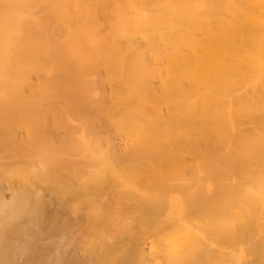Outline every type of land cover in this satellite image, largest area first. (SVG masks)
I'll return each instance as SVG.
<instances>
[{
	"label": "bare ground",
	"instance_id": "1",
	"mask_svg": "<svg viewBox=\"0 0 264 264\" xmlns=\"http://www.w3.org/2000/svg\"><path fill=\"white\" fill-rule=\"evenodd\" d=\"M107 2L117 10L111 36L123 47L110 42L107 49L105 42L103 49L95 43L93 50L73 53L74 67L64 65L59 56L70 53L65 41L95 34L102 26L99 9ZM257 29L264 31V0H141L139 6L137 0H0V264H264V38L254 39ZM204 31L208 38L199 39ZM247 32L251 39H243ZM249 40L256 41L255 51L233 48ZM162 46L172 53L162 56ZM44 55L61 59L60 78L52 59L55 65L45 69L56 79L45 69V79L40 76ZM160 61L168 65L165 72L158 68ZM107 68L125 71L123 91L114 72L109 74L115 80L109 79L117 82L115 88L120 84L116 90L121 87L114 91L115 101H134L127 123L135 138L103 136V127L93 122L81 144H97L95 153L84 154L80 144L61 138L51 146L54 150L48 149L53 159L26 155L35 150L36 128L63 127L60 116L55 117L69 104L60 99V88L70 80L83 88L101 84L107 79L98 71ZM101 85L99 91H108ZM170 92L187 101L177 114L158 106ZM74 109L70 114L75 117ZM67 115L60 118L65 123L70 122ZM21 126L26 138L12 131ZM232 135L242 141L240 150L233 143L239 151L228 147ZM205 146L208 158L200 161ZM236 167L256 174L247 175V181L243 176L235 198L224 202L216 197L224 185L215 194L199 193L200 172L230 176ZM180 169L191 173L190 183L178 181ZM110 185L126 190L117 192ZM57 191L70 198H59ZM181 192L186 193L183 199L176 196ZM128 201L142 204L129 227L125 212L135 205ZM167 207L176 220L168 221ZM149 223L181 230L174 240L145 244L138 238Z\"/></svg>",
	"mask_w": 264,
	"mask_h": 264
},
{
	"label": "rangeland",
	"instance_id": "2",
	"mask_svg": "<svg viewBox=\"0 0 264 264\" xmlns=\"http://www.w3.org/2000/svg\"><path fill=\"white\" fill-rule=\"evenodd\" d=\"M120 1H122V0H120ZM148 1V0H147ZM140 2H141V0H137V6H139V4H140ZM103 6L104 5H106V6H101L100 7V9L101 10H104V12L103 11H101L100 9H99V12H98V16H99V20H100V22L102 23V26L100 27L99 25V28L98 27H94L95 28V30H94V32H95V34H87V33H85V35L84 36H82V37H80V38H78V39H72V38H70V39H68L67 41H65V43L64 44H66L67 45V47H68V49H69V51H70V53H67V54H64L63 56H59L60 58L58 59V60H56L55 59V61H54V59H52V58H50L49 56H47V55H44V56H42L41 58H40V60H41V65H42V69L41 70H39V74H40V76L42 77V78H44L45 79V75L46 76H48L49 77V75H48V72H46V69H45V66L47 67V68H49V67H51V66H53V65H55V69H57V68H61V66L63 65L62 63L64 62V65H67V66H70L69 65V62H70V64H73L74 63V59H75V57H74V55H73V53H78V52H80V51H82V52H85V51H89L91 48L90 47H92V49L91 50H93V49H95V48H97V47H100V45H101V47L103 48V44L105 43V42H107L106 43V45L105 46H107V45H110V44H112V43H114L113 45L115 46L116 44H117V47L119 46L120 48H122L123 47V42L120 40V39H114V37H112L111 35V33H112V30H113V28H114V26H115V24H114V19H115V17H117V10H116V8L115 7H113L112 5H111V2H107L106 4H102ZM108 6V7H107ZM109 6H111V7H109ZM106 8V9H105ZM113 11V12H112ZM255 12V13H254ZM103 13V14H102ZM252 14H256V11L254 10V11H252ZM104 20V21H103ZM103 22H104V25L106 26V28H107V30H106V28H105V26L103 25ZM100 23V24H101ZM80 25H82V23L80 24ZM79 25V26H80ZM85 27H86V25H84ZM88 27V26H87ZM256 31V30H255ZM251 32H253V30L252 31H250V33ZM256 32H259L258 34H259V36L257 37L256 35L254 36V39H256V38H264V31H260V30H258L257 29V31ZM248 33L249 32H247L245 35H244V37H243V39H251L250 37H251V35H248ZM97 36V37H96ZM261 36V37H260ZM208 38V36L205 34V31L203 32V34H201V36L199 37V39H207ZM89 39V40H88ZM253 39V38H252ZM85 40V41H84ZM107 40V41H106ZM115 41V42H114ZM119 41V42H118ZM110 42H112V43H110ZM256 41H254V40H249V41H246L244 44H242V45H234L233 46V48L237 51L238 49L240 50V52H253V51H255L256 49H257V45H256V43H255ZM72 43V44H71ZM96 43V44H95ZM98 43H100L99 44V46H98ZM93 44H95V45H97V47H94L95 45H93ZM113 45H111V46H113ZM190 45L191 44H189V42L188 43H186V45L183 47V51L184 52H188V50H189V48H190ZM90 48V49H88V48ZM237 47V48H236ZM252 47H253V49H252ZM255 47V48H254ZM105 48V47H104ZM103 48V49H104ZM107 49H108V46L106 47ZM171 47H164V46H162L161 48H160V52H163L162 53V56H164L165 57V55H168V54H171L172 53V49H170ZM246 48V49H245ZM165 51V52H164ZM170 52V53H169ZM111 55V54H110ZM49 58V61H47L48 60V58ZM64 57V58H63ZM44 59V61H42ZM50 59H52V61L55 63H53ZM69 59V60H68ZM59 60H61V62H59ZM68 60V61H67ZM164 60H165V58H164ZM72 62V63H71ZM50 63H52V64H50ZM58 63H61V65L59 64V65H57ZM166 63V61H164V63H161V61H160V66H159V64L157 63V67L159 68V69H161L163 72H165V70L167 69V66L168 65H166L165 64ZM43 64H45V65H43ZM165 64V65H164ZM75 66V63L72 65V67H74ZM162 67V68H161ZM57 69L58 71H57V73L55 74V76H56V78L58 77V78H60L61 77V75H63L61 72V69ZM43 69H45L44 71H43ZM120 69V68H119ZM119 69H112L113 71H110V69H108L107 68V70L106 71H103V69H100L99 71H98V74H101V76H102V73L104 74L102 77L101 76H99V77H101V78H105V79H107L106 81H103L102 79H101V84L103 83V85L106 87L107 86V88H108V91L107 90H102V91H99V90H101L102 89V85L100 84V82H96V84H93V85H90L89 87H87V88H83V86L82 85H79V83H75L73 80H70V82L67 84V85H65V86H63V87H61L60 89H61V91L59 90L58 91V94H60V92H62L60 95V99L62 100V102H64L65 103V101H66V103H67V105L69 106V109H68V115L66 114V112H65V115H67L66 116V119L69 121L70 120V122H67L66 121V119H65V121L67 122V123H65L63 120V117H65V115H62L64 112L63 111H65L66 109H67V107L68 106H66L65 107V110H63L61 113H58L57 115H56V117H55V119L57 120V117L58 116H60V118H62V119H60V118H58L59 120H60V123H61V125H63V127H60V125L58 126V124L55 126V127H51V128H47V127H44V128H36V137H38V140L36 141V143H35V150H33V152L31 151V149L30 150H28V151H26L25 152V154L27 155H29V154H31V153H34L37 157H41V158H43V159H53L54 158V156H55V154H52L51 152H53L52 150H48V149H53V148H55L54 147V145H58L59 144V142H60V139L61 138H63L64 140H71V142H72V144L74 145V144H76V145H78V144H80L79 145V150L80 151H82L84 154H89V153H95V152H97V144H95V143H93V142H88V143H86V144H81V141H82V139H83V137H85V135H87L88 136V134H87V132H86V129L91 125V123H96L97 122V124L98 125H100V126H102L103 128L104 127H106V128H102L101 130H102V132H104V133H107V134H104L103 133V136H106V135H109V136H111V137H115V138H120L121 137V135H125V136H127V138L128 139H134L135 137H133V133L129 130V126H128V123H127V120H128V114H127V111L133 106V103H134V101L132 100V99H129V98H125V100H124V98L123 99H120V98H118V99H116V101H115V96H113L118 90H121L119 87H118V90H116L117 89V86L118 85H120V84H117V85H115L116 86V88L112 85V84H115V83H117V82H119V83H121V85L120 86H122V83L125 81V79H126V76H124L123 75V72H124V74H125V71H123V70H121V73H120V70ZM168 69H169V67H168ZM45 72V75H44V73L43 72ZM101 71V72H100ZM118 71V72H117ZM109 72H114V77H116V75H117V77L118 76H121L120 78H117L116 77V81L117 82H114V81H112V80H115V78L114 77H112L113 76V73H110V74H112V76L109 74ZM42 73V74H41ZM47 73V74H46ZM60 73H61V75H60ZM107 75H106V74ZM97 74V75H98ZM60 75V76H59ZM76 75H78V74H76ZM88 75V74H87ZM97 75H96V77H97ZM106 75V76H105ZM126 75V74H125ZM44 76V77H43ZM52 76H54V74L52 75L51 74V76L49 77L50 79H56V78H51ZM70 76H71V74H69V75H67V77H69L70 78ZM110 76V77H109ZM163 76H164V74H163ZM47 77V78H48ZM95 77V79L96 80H98L99 78H96ZM46 78V79H47ZM72 78V77H71ZM73 78H76V76L74 75L73 76ZM109 78H111L112 80H110ZM124 78V79H123ZM34 79V80H33ZM112 81V83L109 85V86H111L112 87V89L113 88H115V89H110V87L107 85V83H110V81ZM152 80H154V85H155V87H158L159 86V84L157 83L158 81L156 80V79H152ZM32 81L34 82V81H36V77H34V78H32ZM71 81H72V83H71ZM98 81H100V79L98 80ZM171 81H174V79H172ZM255 81V78H251V83H253ZM73 84V85H72ZM101 85V87H100V85ZM106 84V85H105ZM69 86H70V90H68L67 91V89H69ZM104 86H103V88H104ZM76 89V91H77V93L74 91L73 92V90H75ZM82 89V90H81ZM116 90V92H114ZM121 91H123V86H122V90ZM65 92L67 93L66 95L68 96H66L65 95ZM69 92H70V94H69ZM71 92L72 93H74V94H71ZM98 92V93H97ZM103 92V93H102ZM119 92V91H118ZM63 93H64V95H65V97H67V98H70V95H71V100L69 99L68 101L66 100L67 98H64L63 97V99H62V95H63ZM79 93H80V95H79ZM82 93V94H81ZM105 93V94H104ZM75 94H76V96H80L79 98L78 97H76L75 96ZM85 94V95H84ZM84 95V96H83ZM74 96L77 98H74ZM97 99L98 97V99L97 100H95V98ZM104 96H106V97H104ZM171 96V97H170ZM86 97H87V99H86ZM74 98V99H73ZM76 99V100H75ZM99 99H101L100 101H99ZM129 99V100H128ZM74 101V104H72V102ZM113 101H114V103H115V105L114 106H111L112 104H110V103H113ZM123 101V102H122ZM161 101V100H160ZM69 102V103H68ZM84 102H85V104H84ZM95 102V103H94ZM132 102V104H130ZM94 103V104H93ZM187 103V101H186V99H183V98H181L179 95H177V94H175V93H172V92H170V94L169 95H167V96H165V97H163L162 98V101L161 102H159V105L158 106H161L162 107V109H163V113L165 112V107H167V109H168V111H169V113L170 114H177V110H179L180 109V107L182 106V105H184V104H186ZM128 104V105H127ZM88 105L90 106V107H88ZM72 106V107H71ZM177 106V107H176ZM179 106V107H178ZM77 107V111H78V108H79V110L80 111H78V113L80 114V112L81 111H83L84 112V109H85V112L88 110V113H86V115L85 116H83V112H82V115L80 116L79 114V116L77 115V111H76V113H75V117H76V119L75 120H73L75 117H74V115L72 116V113L70 114V111L71 112H74L75 111V109L72 111V109L73 108H76ZM83 107H84V109H83ZM85 107H87V108H85ZM71 108V109H70ZM101 108H103V109H109V112L108 113H102V111H101ZM119 109V110H118ZM128 109V110H127ZM172 109V110H171ZM67 111V110H66ZM126 111V112H125ZM175 111V112H174ZM177 111V112H176ZM110 113V114H109ZM126 113V114H125ZM69 114H70V116H69ZM74 114V113H73ZM46 116L49 118L48 120V122H50L51 121V118H52V116H50L49 117V114H46ZM55 116V115H54ZM111 116H113V117H111ZM70 119H69V118ZM73 117V118H72ZM95 118V119H94ZM86 121H85V120ZM62 120V121H61ZM72 120H73V122H72ZM93 120V121H92ZM252 120V119H251ZM257 120V119H256ZM75 121V122H74ZM58 122V121H57ZM72 122V123H71ZM122 122V123H121ZM247 124H249V123H251V124H255V123H259V120L257 121V122H255V121H248L247 120ZM65 123V124H64ZM78 123V124H77ZM124 123V124H123ZM71 124H73L72 125V127L74 126V128H72L71 127ZM82 124V125H81ZM107 124V125H106ZM246 124V123H245ZM244 125V127L245 128H249L250 127V125ZM64 125H66V126H68V127H66V129L69 131L71 128H72V131H70V132H68V131H65V130H62V128L63 129H65L64 128ZM75 125H78V126H75ZM167 124H164L163 125V127H165ZM58 126V127H57ZM158 127H162V125L161 124H158ZM61 128V129H60ZM70 128V129H69ZM74 129V130H73ZM75 129H76V131H75ZM123 129V130H122ZM44 130V131H43ZM46 130H48V131H46ZM49 130H50V132L55 136V137H58V138H56L55 139V137H50V135H48V133L50 134V132H49ZM109 130V131H108ZM12 131L15 133V134H17V135H19L21 138H26V127H24V126H21V127H15V128H13L12 129ZM53 131H54V133H53ZM73 131L74 132H76L75 134H77V135H75L74 133H73ZM47 132V133H46ZM65 132H68L70 135L72 134V138H71V136L69 137V134L67 135ZM79 133V136H78V133ZM44 133H46V136L44 135ZM58 133H59V136H58ZM63 133V134H62ZM51 134V135H52ZM74 134V135H73ZM83 134V135H82ZM49 136V137H48ZM67 136V137H66ZM45 137H47V138H45ZM76 137V138H75ZM89 137H91V135H89ZM234 138V136L232 135V136H230V138H229V140H230V142L228 143V147H230L231 146V148L233 149V150H235V151H239L240 150V148H241V144L240 143H242V141H241V139H239L238 140V138L235 140V138L234 139H232V138ZM66 138V139H65ZM69 138V139H68ZM79 138V139H78ZM48 139V140H47ZM53 139V140H52ZM69 140V141H70ZM76 140V141H75ZM77 140H79V141H77ZM88 140V139H87ZM86 140V141H87ZM53 141H57L56 143L55 142H53ZM68 141V142H69ZM75 143H74V142ZM119 141V140H118ZM237 141H240L239 143H237ZM77 142V143H76ZM235 145H239L238 147L237 146H233L234 144ZM231 144V145H230ZM53 148H52V147ZM102 146V145H101ZM88 147V148H87ZM182 147L184 148V149H186V150H188V152H190L191 154L192 153H195V152H191V151H189V149H188V147L186 146V144L183 142L182 143ZM206 147V146H205ZM205 147H203L202 148V151L205 153H203L202 151H200L201 153H202V155H199L198 156V154H201L200 152L197 154V156L199 157V160L200 161H202L204 158H206V156H207V158H208V153H206L207 151V147H206V149H205ZM234 147V148H233ZM81 148V149H80ZM119 148H123V145L121 144V145H119ZM236 148H238V149H236ZM83 149V150H82ZM54 150V149H53ZM224 150V149H223ZM223 150L221 151V152H223ZM219 151V152H220ZM38 153H40V154H38ZM54 153V152H53ZM191 154H185L186 156H190V157H192L193 155H191ZM25 155V156H26ZM204 155H206V156H204ZM155 157L157 156L156 154L154 155ZM202 156V157H201ZM195 157H196V155H195ZM200 157H201V159H200ZM206 158V159H207ZM246 170V172L244 171V167H243V169H242V167H236L235 169H233L232 171H233V173H231V175L230 176H228L229 174L228 173H226V172H220V173H216V174H213L212 176L213 177H211V176H209V177H206V174L203 172H200L199 173V176H202L203 178H204V181H203V184L202 185H200V186H198V189H199V193L201 194L202 192V196L203 197H205V196H207V195H209V194H212L213 192H214V194L216 193V190H218V187H220V186H223L224 187V190L223 191H221V192H217V194H216V197L220 200V199H222V200H224V202L226 201V200H228L229 198L231 199V198H235L236 197V194H238V193H240V183H242V180H243V176L245 177V176H249V175H251V173H253L254 172V170L253 169H251V170H253V171H251L250 169H248V168H245ZM231 171V172H232ZM244 171V172H243ZM179 173H180V179L178 180V181H182L183 183H190V180H191V173L189 172V171H185V170H182V169H180V171H179ZM223 173V174H222ZM203 174V175H202ZM220 174V175H219ZM228 174V175H227ZM254 174H256V173H253L252 175H251V177H253L254 176ZM183 175V176H182ZM189 176V177H188ZM217 176V177H216ZM227 176V177H226ZM233 176H234V178H235V180H234V178H233ZM248 176H247V179L246 178H244L246 181L249 179V180H251V177H249L248 178ZM182 177V178H181ZM215 177L216 178H218V179H215ZM225 177V178H224ZM229 177V178H228ZM239 177V178H238ZM187 178H188V180H187ZM206 178H208L207 180H206ZM211 178H212V180H211ZM232 178V179H231ZM237 178V179H236ZM254 178V177H253ZM252 178V179H253ZM190 179V180H189ZM218 180V181H217ZM240 180V181H239ZM245 180H243V181H245ZM220 181V182H219ZM230 181V182H229ZM235 181V182H234ZM237 181V182H236ZM206 183V184H205ZM216 183H217V185H216ZM218 183H220V184H218ZM222 183V184H221ZM225 183V184H224ZM234 183H235V185H234ZM239 183V184H238ZM45 184H49V183H45ZM237 184L239 185V186H237ZM45 186V185H44ZM202 186H203V188H205V189H203L202 188ZM228 186H229V188H228ZM159 187V186H158ZM207 187H209V191L211 192H209L208 191V189H207ZM212 187V188H211ZM227 187V188H226ZM109 188H112L113 190L116 188L117 190V192H124L125 190H126V188H124V187H117L116 185H110V187ZM216 188V189H215ZM234 188V189H233ZM194 189H196V187H194L193 189H191L188 193H190V192H192V191H194ZM228 192H227V191ZM159 191H161V189L159 190ZM56 193V195L57 196H60L59 198H64V199H68V198H70V196H69V193L68 192H62V191H57V192H55ZM225 193V194H224ZM68 194V195H67ZM169 195H171V194H169ZM172 196V195H171ZM176 196H178L180 199H183L184 197H186V193H183V192H181V193H178ZM235 196V197H234ZM219 197H221V198H219ZM225 197V198H224ZM228 198V199H227ZM68 201V203L71 205V206H73V203L74 202H72V201H69V200H67ZM132 204H134L135 206H137V208H134L135 206L134 205H132ZM128 201V203L130 204V205H132V206H134V207H132V208H128L127 207V209H126V215L128 214V216H127V218L125 219L126 221V223H127V225H128V227L129 226H131V224H135V220H134V218H136L137 216H139L140 214H141V212H140V210H139V208H141V206H142V204H141V202H137V204L136 203H134V202H132V201ZM130 207V206H129ZM139 211H138V210ZM219 209V208H218ZM221 209L222 210H224L225 209V207H223L222 208V206H221ZM127 210H129V211H127ZM221 210V211H222ZM226 210V209H225ZM130 213V214H129ZM165 216H168V221H174V220H176L175 218H174V211L171 209V207L169 208V207H167V209L165 210V214H164ZM204 215H206V214H204ZM213 216H215L216 217V215H207V217L208 218H212ZM131 217V218H130ZM206 217V218H207ZM144 219H146V218H144ZM131 220V221H130ZM147 221V219L144 221V222H146ZM150 221V220H149ZM129 222V223H128ZM147 223H148V221H147ZM151 226V227H150ZM144 227H145V229H144ZM143 227V229H144V231L142 232V233H140V236H139V240L141 241V242H143V243H145V244H149L151 241H154V240H158V239H160V240H163L164 238L165 239H169V240H174L175 239V236H176V234L178 233V231H180L181 229H180V227H173V228H169V229H164V228H161V227H158V226H155V225H152V224H146V226H144ZM148 227V228H147ZM177 228V229H176ZM180 229V230H179ZM169 231V232H168ZM177 231V232H176ZM147 235H146V234ZM148 242V243H147ZM250 243H246L245 244V246H248ZM254 258V257H253ZM253 258H250L249 257V259L250 260H254Z\"/></svg>",
	"mask_w": 264,
	"mask_h": 264
}]
</instances>
